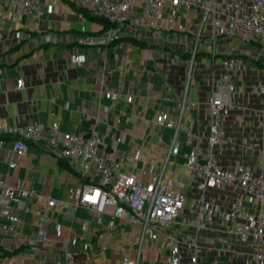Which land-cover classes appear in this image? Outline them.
<instances>
[{"label": "crops", "instance_id": "obj_1", "mask_svg": "<svg viewBox=\"0 0 264 264\" xmlns=\"http://www.w3.org/2000/svg\"><path fill=\"white\" fill-rule=\"evenodd\" d=\"M41 5L37 14L24 16L19 23L9 18L3 22L0 119L5 118L14 127L33 124L45 129L59 120L62 131L88 134L96 129L109 145L114 138L121 137L119 151L142 149L146 160L140 162V167L154 172L162 169L173 134L156 123L157 114L164 111L179 119L181 98L188 89L189 103L181 124V154L171 156L172 171L178 174L179 187L187 192L188 206L198 197L199 180L189 177L184 155L207 148L208 97L224 70L221 58H214L204 49L193 64V75H187L188 56L183 54L188 50L174 30L163 33L164 53L156 56L151 50L153 57L145 60L147 47L134 42L133 38H140L132 31L134 36H122L126 38L120 42L108 46L100 43L104 26L81 13L76 0H44ZM83 37H91L93 41L81 43ZM72 52L85 53L87 61L71 62ZM20 79L24 80L23 88L18 87ZM231 81L236 86L234 101L221 125L218 156L225 167L244 163L255 170L262 140L261 76L258 71L238 69L231 73ZM106 89L123 92L122 100L113 103L105 98ZM130 93L136 94L134 103L125 100ZM106 105L111 109L105 113ZM119 118L121 123L117 122ZM159 131L170 133L169 141ZM190 132L192 144L187 142ZM2 137L6 141L0 149V175L9 184L17 179L25 180L38 193L50 194L58 205L40 213V206L33 198L10 201L0 193V260L10 259L20 264H120L124 255L137 248L135 240L140 228L132 227L128 219L118 220L114 230L107 228L112 207L98 214L85 206H76L68 198V190L80 184L81 179L58 153L48 151L43 143L28 141L27 153L22 155L14 151L18 136L9 133ZM11 161L16 163L13 168H9ZM12 211L20 217V222L12 232L4 233L3 216ZM192 215L186 209L175 223L174 232L192 237L195 231L186 224ZM41 218L47 233L45 242L36 239ZM84 220L89 221L90 231L94 232L87 237L94 253L83 251L80 244L71 246L78 253L69 261L59 249L62 238L56 236V224L62 223L64 236H68L71 229L81 233ZM196 240L200 246V264H244L246 261L247 249L226 244L214 228L201 231ZM167 250L162 239L148 242L142 251V264H166ZM48 254L52 256L48 258ZM183 262L190 264L187 258Z\"/></svg>", "mask_w": 264, "mask_h": 264}, {"label": "built area", "instance_id": "obj_2", "mask_svg": "<svg viewBox=\"0 0 264 264\" xmlns=\"http://www.w3.org/2000/svg\"><path fill=\"white\" fill-rule=\"evenodd\" d=\"M43 1L0 0V37L6 18L19 23L24 16L37 14ZM76 4L89 9L94 16L108 20L116 28H127L134 32L136 38L145 39L150 45L149 49L146 48L145 60L153 57L150 48L169 30L179 34L188 50L187 75H193V64L201 55L199 45L202 42L214 58H221L224 70L208 97L207 148L204 151L194 149L184 155L189 177L199 180L198 197L187 206V192L179 187L178 174L172 171L171 164V156L181 154V124L189 103L188 89L181 98L179 119L164 111L157 114L156 123L173 134L162 169L154 172L140 167V162L146 160L142 149L135 147L133 151H119L123 141L121 137L114 138L109 145L105 136L96 129L88 134L64 132L59 120L45 129L33 124L14 127L1 118L0 149L6 141L2 135L9 133L18 136L14 151L22 155L27 153L28 141L43 143L48 151L58 153L79 174L80 184L68 190V198L76 206H85L98 214H104L112 207L109 230L116 229L118 220L126 219L132 227H139L135 240L137 248L124 255L120 264H142V251L146 244L159 239L168 247L164 258L166 264H184V258L190 264H200V246L196 238L208 227L216 229L226 244L242 245L247 249L244 264H264V0H76ZM101 36L100 43L107 46L122 37L115 29ZM92 41L91 37L80 39L86 44ZM241 42L253 44L254 49L249 52L250 49ZM252 59L256 61L249 66L247 61ZM86 61L85 53L72 52L71 62L81 64ZM238 69L241 72L258 71L262 80L259 85L262 140L259 164L255 170L244 163L225 167L220 163L217 152L222 137L221 125L234 101L236 86L231 81V73ZM23 86L24 80H18V87ZM104 97L116 103L122 100L123 92L106 89ZM135 99L134 93L127 94L125 98L128 103H134ZM110 109V105L103 107L105 113ZM121 121L119 118L117 122ZM187 142L192 144L191 132ZM15 165L11 161L9 168ZM0 193L10 201L33 198L40 206V213L58 205L50 194L38 193L22 179L9 184L0 175ZM186 209L193 214L186 221L195 231L192 237L173 229ZM3 217L4 233L12 232L20 222V217L13 211ZM37 225L36 239L45 242L47 233L43 229V218ZM70 232L64 236L62 223L56 224V236L62 238L59 249L69 261L74 260L78 253L71 246L80 244L83 251L94 253L87 240L89 234H94L88 220L82 222L81 233L77 234L73 229ZM51 256L47 255L48 258ZM0 264L20 263L2 259Z\"/></svg>", "mask_w": 264, "mask_h": 264}, {"label": "rangeland", "instance_id": "obj_3", "mask_svg": "<svg viewBox=\"0 0 264 264\" xmlns=\"http://www.w3.org/2000/svg\"><path fill=\"white\" fill-rule=\"evenodd\" d=\"M115 31L119 34V35H121V36H134V35H132L131 34V30H129V29H123V28H115ZM129 43V42H128ZM163 43H164V38H160L159 39V42H158V46H155V47H153L151 50L152 51H154L155 52V55L157 56V55H159V54H161V53H164V50H162V45H163ZM241 45H243V46H246V47H248L250 50H249V52L251 51V49H254L253 47H254V45L253 44H249V43H242L241 42ZM199 49H200V52H202L204 49H207V45L204 43V42H202L200 45H199ZM263 55H264V53H263ZM201 57V56H200ZM221 60V59H220ZM256 60L255 59H252V60H248L247 62H248V64H250L249 66H252L253 65V63L255 62ZM243 71H245L246 72V70H243ZM253 71V70H252ZM251 70H249V71H247V72H252ZM212 74H214L213 72H212ZM161 134H162V136L164 137V139L166 140V141H169V139H170V133H164V132H161V131H159ZM155 152V151H154ZM156 153V152H155ZM157 154V153H156ZM160 154H162V153H160ZM158 160H160V156H158Z\"/></svg>", "mask_w": 264, "mask_h": 264}, {"label": "trees", "instance_id": "obj_4", "mask_svg": "<svg viewBox=\"0 0 264 264\" xmlns=\"http://www.w3.org/2000/svg\"><path fill=\"white\" fill-rule=\"evenodd\" d=\"M78 9L84 15L90 16L93 20H96L99 23H101L104 26L103 34H104V32H106V31H108L110 29H115L116 28V26L111 24L108 20H105V19L99 18L97 16H94L89 9H84V8H81V7H78ZM124 38H126V37H121V39L116 41V42H120ZM133 40H134L135 43H139L142 46L150 47V45L147 42H145V41L135 40L134 38H133ZM116 42H113V43H116ZM183 56L184 57L189 56V53L186 52L185 54H183Z\"/></svg>", "mask_w": 264, "mask_h": 264}]
</instances>
